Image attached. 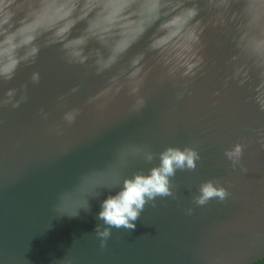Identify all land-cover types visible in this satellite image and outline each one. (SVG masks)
<instances>
[{"label": "water", "instance_id": "water-1", "mask_svg": "<svg viewBox=\"0 0 264 264\" xmlns=\"http://www.w3.org/2000/svg\"><path fill=\"white\" fill-rule=\"evenodd\" d=\"M169 150L134 227L102 218ZM263 257L264 0H0V264Z\"/></svg>", "mask_w": 264, "mask_h": 264}, {"label": "clouds", "instance_id": "clouds-1", "mask_svg": "<svg viewBox=\"0 0 264 264\" xmlns=\"http://www.w3.org/2000/svg\"><path fill=\"white\" fill-rule=\"evenodd\" d=\"M191 14L195 15L194 11H191ZM78 39L83 40L84 38L80 37ZM137 40L130 41L121 49V52L126 51ZM76 55H79V53H76ZM169 151L171 155H165L162 170H153L150 177L138 176L134 181H126L125 190L118 197L109 198L105 201L103 211L100 213L101 217L116 226L134 227L130 220H134L138 216L139 209L144 203L145 194L151 197L156 193H166L168 191L166 174L172 172V162L175 161L177 164H182L187 159L190 166L193 163L192 157L194 153H189L185 156V154L178 151ZM239 151L240 147L237 146L236 153H239ZM203 193L201 203L212 195H220L221 197L225 195L223 189L216 190L211 185H206L203 188Z\"/></svg>", "mask_w": 264, "mask_h": 264}, {"label": "trees", "instance_id": "trees-1", "mask_svg": "<svg viewBox=\"0 0 264 264\" xmlns=\"http://www.w3.org/2000/svg\"><path fill=\"white\" fill-rule=\"evenodd\" d=\"M252 264H264V257L262 259L256 261V262L252 263Z\"/></svg>", "mask_w": 264, "mask_h": 264}]
</instances>
